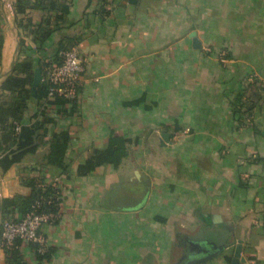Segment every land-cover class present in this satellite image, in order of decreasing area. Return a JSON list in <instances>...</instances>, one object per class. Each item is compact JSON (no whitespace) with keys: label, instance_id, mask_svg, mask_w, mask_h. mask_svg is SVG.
<instances>
[{"label":"crops","instance_id":"0c3cea01","mask_svg":"<svg viewBox=\"0 0 264 264\" xmlns=\"http://www.w3.org/2000/svg\"><path fill=\"white\" fill-rule=\"evenodd\" d=\"M14 2L0 0V85L40 25L34 61L75 46L85 71L74 110L44 97L35 151L0 165V216L21 214L4 200L31 180L56 189L43 246L0 242V264H264V0ZM60 131L64 167L49 161ZM110 135L127 139L119 163L79 173Z\"/></svg>","mask_w":264,"mask_h":264},{"label":"trees","instance_id":"16d2710c","mask_svg":"<svg viewBox=\"0 0 264 264\" xmlns=\"http://www.w3.org/2000/svg\"><path fill=\"white\" fill-rule=\"evenodd\" d=\"M34 4L35 0H15L14 10L16 13H23L26 8ZM31 31L34 35L33 39L38 42V45L32 50L20 40V45L23 46L26 55L13 63L11 73L4 78L0 85L2 91L8 92L4 97L0 94V128L3 133L2 137L5 141H9L11 146L0 156V165L4 169L12 163L20 161L26 153L34 152L37 147V137L45 132V124L52 121V118L47 116L44 107H40V104L44 102V97H52L53 102L59 105L61 113L66 110V103L70 104L69 113L75 108V96L67 98L57 92L50 93L49 83L45 77L46 69L60 62L58 50L70 46L62 45L56 49L52 57L34 61L32 52L42 51L40 42L47 36L49 31L43 25L31 29ZM1 46L2 35L0 32V51ZM35 67L40 69L41 77L33 92L32 85ZM77 89L78 87L76 91ZM235 99V103H237L239 98L236 97ZM33 107H36L35 110L30 115H27L28 111ZM233 113L237 115L238 108H234ZM24 117H28L29 122H23ZM31 119L33 120L30 121ZM16 124L19 125L17 130L15 129ZM67 136L66 131L55 133L53 140L49 144V161L59 167L65 166L63 157L67 146ZM126 142L127 139L122 136L110 135L107 145L102 148H95L90 156L77 165V170L79 173L85 174L103 163L118 164L126 154ZM29 184L31 192L27 197L19 198L18 201L15 199L4 200V212L13 210V208L9 209V205L15 206L17 202H19V210L21 212L18 217L34 208L37 211L55 210L56 189L51 186H38L33 180ZM6 217L18 218L5 213L0 216L1 219ZM15 241L21 240L16 239ZM37 254L38 256L44 255V253Z\"/></svg>","mask_w":264,"mask_h":264},{"label":"built area","instance_id":"2783aa9c","mask_svg":"<svg viewBox=\"0 0 264 264\" xmlns=\"http://www.w3.org/2000/svg\"><path fill=\"white\" fill-rule=\"evenodd\" d=\"M58 55L60 62L46 69L45 77L49 83V92H57L72 98L85 71V59L75 46L59 49ZM18 128L19 125L16 124L15 129ZM51 216L48 211H37L34 208L18 218H0V242L9 245L19 239L25 243L43 246L41 228Z\"/></svg>","mask_w":264,"mask_h":264},{"label":"water","instance_id":"95a60500","mask_svg":"<svg viewBox=\"0 0 264 264\" xmlns=\"http://www.w3.org/2000/svg\"><path fill=\"white\" fill-rule=\"evenodd\" d=\"M131 2H134L135 0H130ZM41 77L40 69L38 67L34 68V75H33V85H32V90L33 92L35 91V87L38 84L39 80ZM165 136V135H164ZM0 211H1V205H0ZM238 257H235V260H237Z\"/></svg>","mask_w":264,"mask_h":264}]
</instances>
